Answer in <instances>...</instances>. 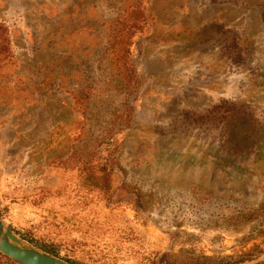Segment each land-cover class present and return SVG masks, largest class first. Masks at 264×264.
I'll return each mask as SVG.
<instances>
[{"label": "rangeland", "instance_id": "rangeland-1", "mask_svg": "<svg viewBox=\"0 0 264 264\" xmlns=\"http://www.w3.org/2000/svg\"><path fill=\"white\" fill-rule=\"evenodd\" d=\"M0 217L72 264H264V0H0Z\"/></svg>", "mask_w": 264, "mask_h": 264}, {"label": "water", "instance_id": "water-1", "mask_svg": "<svg viewBox=\"0 0 264 264\" xmlns=\"http://www.w3.org/2000/svg\"><path fill=\"white\" fill-rule=\"evenodd\" d=\"M0 252L22 264H72L35 247H25L0 217Z\"/></svg>", "mask_w": 264, "mask_h": 264}, {"label": "trees", "instance_id": "trees-1", "mask_svg": "<svg viewBox=\"0 0 264 264\" xmlns=\"http://www.w3.org/2000/svg\"><path fill=\"white\" fill-rule=\"evenodd\" d=\"M131 14H133V12H131L130 14L125 13L119 18V26L115 30V35L113 36V39H111L109 42V47H111L112 49H116L117 47L121 46V49H119L117 52L115 50H112L107 56L111 61V65L116 69L123 65L124 61L122 63V60L126 58L125 53L127 51V46L131 37L132 30L135 28V26L138 27L140 22L138 18L139 16L131 17ZM41 248L45 249V251H47L48 253L60 257L56 252L51 249H48L47 247ZM61 259L70 261L64 257H61ZM14 261L18 264H22L16 260Z\"/></svg>", "mask_w": 264, "mask_h": 264}]
</instances>
